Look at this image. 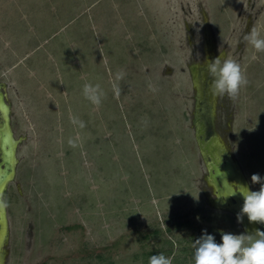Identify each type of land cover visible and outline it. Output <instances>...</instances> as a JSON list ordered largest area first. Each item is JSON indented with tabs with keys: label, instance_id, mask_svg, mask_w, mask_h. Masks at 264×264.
<instances>
[{
	"label": "rangeland",
	"instance_id": "1",
	"mask_svg": "<svg viewBox=\"0 0 264 264\" xmlns=\"http://www.w3.org/2000/svg\"><path fill=\"white\" fill-rule=\"evenodd\" d=\"M252 30L264 37V0H0V85L20 140L3 264H148L156 252L194 264L205 230L217 243L244 233L214 206L197 100L205 60L241 64L247 86L206 111L258 191L264 52L244 39ZM85 84L100 85L99 107Z\"/></svg>",
	"mask_w": 264,
	"mask_h": 264
},
{
	"label": "clouds",
	"instance_id": "2",
	"mask_svg": "<svg viewBox=\"0 0 264 264\" xmlns=\"http://www.w3.org/2000/svg\"><path fill=\"white\" fill-rule=\"evenodd\" d=\"M244 39L257 53L264 52V37L258 31L252 30ZM206 71L211 76L209 91L213 96L227 97L235 101L248 84L246 72L241 64L224 55L207 60ZM124 76L125 73L120 71L115 79L119 81ZM114 92L118 96L120 88L114 85ZM83 95L90 103L99 107L104 92L99 84H85ZM71 122L80 128L86 126L78 117H72ZM69 145L76 147L71 139ZM251 183L259 184V190L253 191L247 184L235 183L238 191H233L228 197L239 194L243 198L242 208L237 213L238 223H242L246 215L250 223L264 224V178L253 174ZM6 207L7 200L3 192H0V208ZM221 239L222 242L217 243L215 237L207 234L205 230V234L193 242L194 264H264V231L255 229L250 233H222ZM148 264H172V260L163 254H156L149 258Z\"/></svg>",
	"mask_w": 264,
	"mask_h": 264
},
{
	"label": "water",
	"instance_id": "3",
	"mask_svg": "<svg viewBox=\"0 0 264 264\" xmlns=\"http://www.w3.org/2000/svg\"><path fill=\"white\" fill-rule=\"evenodd\" d=\"M199 150L205 156L202 140L199 134L196 135ZM20 140L15 139L11 128L10 107L7 104L6 94L0 85V192L5 194L7 186L15 177V168L17 164L16 149ZM213 154H210L207 182L214 188L216 193V205L220 209H225L231 213H239L243 198L237 194L228 197L233 191H238L235 183L247 184V180L233 159L227 155V151L216 141L214 137ZM249 186V185H248ZM263 226L264 224H260ZM240 226L244 233H250L255 230V223H250L245 215ZM8 233V222L6 208H0V264H3V247L5 245Z\"/></svg>",
	"mask_w": 264,
	"mask_h": 264
},
{
	"label": "flooded vegetation",
	"instance_id": "4",
	"mask_svg": "<svg viewBox=\"0 0 264 264\" xmlns=\"http://www.w3.org/2000/svg\"><path fill=\"white\" fill-rule=\"evenodd\" d=\"M207 60H212V59L208 58ZM207 60L204 61L205 62L204 66H202V68L199 69L200 70L199 71L200 85L198 87L199 96H198L197 101H198V103H200L198 105L200 122L198 123L196 133L199 134V137L202 140V147H203L205 156H203L202 154L201 155H202L203 160L205 162V166H206L207 173H208V167H209L208 165H209V162L211 161V159H210L211 155L210 154H213L216 159L218 157L215 155V153H213L212 139L215 137L214 123L211 120V117H207V111H206V107L208 104V98L213 96L211 94V92L209 91V84L211 82L210 81L211 76L208 75V73L206 71ZM191 75L193 76V69H191ZM208 185L212 191L211 194L216 199V193H215L214 188L209 183H208ZM216 201H217V199H216ZM215 208H218V207L215 206ZM218 209H220V208H218ZM220 210H225V209H220ZM225 211H227V210H225ZM235 215L237 216V213ZM256 227H257V229L264 231V225L261 226L260 224L255 223V228Z\"/></svg>",
	"mask_w": 264,
	"mask_h": 264
},
{
	"label": "trees",
	"instance_id": "5",
	"mask_svg": "<svg viewBox=\"0 0 264 264\" xmlns=\"http://www.w3.org/2000/svg\"><path fill=\"white\" fill-rule=\"evenodd\" d=\"M167 252H168V251H167ZM156 254H158V252L154 253L153 255H156Z\"/></svg>",
	"mask_w": 264,
	"mask_h": 264
}]
</instances>
